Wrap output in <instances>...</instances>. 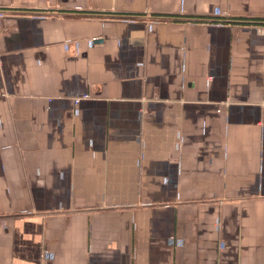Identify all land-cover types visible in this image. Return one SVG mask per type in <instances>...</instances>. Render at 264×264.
<instances>
[{
	"label": "crops",
	"instance_id": "crops-1",
	"mask_svg": "<svg viewBox=\"0 0 264 264\" xmlns=\"http://www.w3.org/2000/svg\"><path fill=\"white\" fill-rule=\"evenodd\" d=\"M0 264H264V0H0Z\"/></svg>",
	"mask_w": 264,
	"mask_h": 264
}]
</instances>
